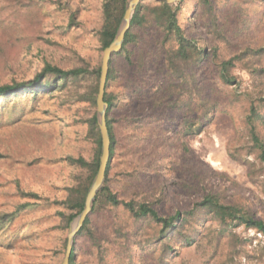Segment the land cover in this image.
I'll use <instances>...</instances> for the list:
<instances>
[{
	"label": "rangeland",
	"instance_id": "1",
	"mask_svg": "<svg viewBox=\"0 0 264 264\" xmlns=\"http://www.w3.org/2000/svg\"><path fill=\"white\" fill-rule=\"evenodd\" d=\"M103 1L0 0V85L31 80L48 63L88 68L56 89L19 91L0 102V215L14 213L0 225V264H62L74 212L63 201L89 175L73 159L90 162L97 153L89 132L97 105L86 93L103 56ZM172 6L185 34L210 54L232 57L264 46V0ZM147 31L139 32L129 55L111 59L106 92L116 103L110 114L115 150L103 186L121 201L147 203L164 216L214 191L264 219V163L250 150L242 123L247 101L264 96V57L236 62L232 83L220 82L205 64L197 68V86L214 79L218 101L228 104L204 130L190 133L171 101L192 95L197 103L198 88L190 94L181 78L169 76L165 53L156 55L161 36ZM258 67L261 79L253 72ZM199 113L195 104L193 115ZM157 231L122 205L98 202L87 229L74 239L72 264H264V234L252 228L231 227L234 237L215 251L203 244L179 246L176 253L154 241Z\"/></svg>",
	"mask_w": 264,
	"mask_h": 264
},
{
	"label": "trees",
	"instance_id": "2",
	"mask_svg": "<svg viewBox=\"0 0 264 264\" xmlns=\"http://www.w3.org/2000/svg\"><path fill=\"white\" fill-rule=\"evenodd\" d=\"M128 0H104L102 6L103 24L99 30V40L102 47H107L115 38L122 22L124 12L127 7ZM208 4V2L206 1ZM154 31L161 36L163 47L161 51L158 49L156 55L165 53L169 76L180 79L181 86L188 85L190 94L197 90L200 101H192L193 96L188 98L173 95V108L180 113L181 128L190 133L201 132L215 118L216 114L228 104L226 101H218L216 88H214V79H208L207 83L197 86V68L204 65V69L208 73L216 74L217 79L222 83H232L235 80L233 68L236 62L243 61L249 55V59L253 62L260 63L264 57V46L259 48H248L240 54L232 57L210 54L205 49L197 45L195 39L187 36L184 29L179 23V18L175 8L165 1L143 0L136 8L133 15L131 26L126 32L122 49L114 55H129L130 47L138 45L137 38L140 31ZM149 31V32H150ZM166 42H172L171 46L166 47ZM113 55V56H114ZM101 66V65H100ZM88 72L87 67H74L71 69H63L55 65L46 64L43 69L31 80L14 81L0 85V102L7 98L8 95H14L19 91L32 90L34 93L40 89L49 88L56 89L60 82L64 85L71 79L77 80ZM261 79L263 70L261 67L253 70ZM95 74V82L88 88L86 93L87 100L96 104L100 67L92 71ZM113 77L111 69V61L107 76L106 87L109 80ZM183 98V99H182ZM105 101L108 104L107 124L110 132L111 146L110 158L106 170V177L110 170L111 158L115 150V133L114 126L110 117L112 109L116 106L115 98H110L105 90ZM248 102L247 113L242 118L243 126L246 130V136L249 139L250 150H255L262 163H264V137L262 135V127L264 126V96H257ZM200 110L199 115L194 114V106ZM89 132L94 138L97 145V153L92 161L84 159H73L87 168L89 173L87 180L78 188H71L70 194L63 201L67 208L73 210L68 219L74 218L84 208L88 188L95 177L99 167V157L101 152V136L98 126V117L96 114L89 120ZM191 152L189 146H184L183 153ZM230 155L236 158L235 153L230 151ZM243 164L253 165L249 161H243ZM251 176V171H250ZM105 182V181H104ZM108 202L114 206L122 205L125 210L133 215L137 222L148 221L154 223L158 231L155 235V242H161L162 250L168 253L178 251L179 246L184 248L193 245L207 244L212 250L220 248L224 241H230L234 237L231 227L244 226L252 228L264 234V219L255 217L251 211L240 203L225 202L222 200L220 193L214 191H202L201 197L192 203L185 210H176L175 213L164 216L147 203H139L133 200H119L115 193L104 185L100 189L92 209L95 211L98 202ZM91 212V213H92ZM91 213L87 217L83 227L78 232L81 234L87 229L91 221ZM14 213L0 215V225L11 222ZM77 234V235H78ZM76 235V236H77ZM75 239V238H74ZM75 257L74 248L72 250L70 264L73 263Z\"/></svg>",
	"mask_w": 264,
	"mask_h": 264
},
{
	"label": "water",
	"instance_id": "3",
	"mask_svg": "<svg viewBox=\"0 0 264 264\" xmlns=\"http://www.w3.org/2000/svg\"><path fill=\"white\" fill-rule=\"evenodd\" d=\"M142 1L143 0H128L127 7L124 12L118 32L115 38L112 40V42L103 50V56L100 66L99 88L96 99L98 126L101 136V152L99 157V167L93 179V182L90 185L89 190L87 192L83 210L78 215H76L72 220V224L68 233L67 245H66L65 255L62 264H70L74 238L83 227L87 217L92 212L95 199L105 181L106 170L110 158V146H111L110 132L107 124L108 104L105 101V90H106L109 65L112 56L122 49L126 32L131 26L133 15L136 11L137 6ZM158 1H165L170 5H174L180 2L181 0H158Z\"/></svg>",
	"mask_w": 264,
	"mask_h": 264
}]
</instances>
